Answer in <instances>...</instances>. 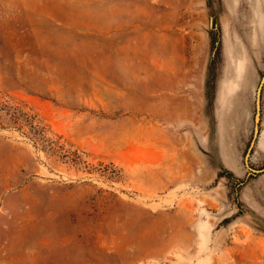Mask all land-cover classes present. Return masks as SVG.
Returning <instances> with one entry per match:
<instances>
[{"label":"rangeland","instance_id":"374dc122","mask_svg":"<svg viewBox=\"0 0 264 264\" xmlns=\"http://www.w3.org/2000/svg\"><path fill=\"white\" fill-rule=\"evenodd\" d=\"M263 77L264 0H0V264H264Z\"/></svg>","mask_w":264,"mask_h":264},{"label":"water","instance_id":"95a60500","mask_svg":"<svg viewBox=\"0 0 264 264\" xmlns=\"http://www.w3.org/2000/svg\"><path fill=\"white\" fill-rule=\"evenodd\" d=\"M211 24H212V22H211ZM263 84H264V77H263V80L261 82V86H260V89H259V92H258V96H257V102H256V122H255V127H254V138H253V141H252V143L250 145L249 152L253 148L254 142L257 139V137L259 135V132H260L259 123H260V111H261V88H262ZM248 156H249V153H248L246 159L248 158ZM257 173H259V172H257Z\"/></svg>","mask_w":264,"mask_h":264},{"label":"crops","instance_id":"0c3cea01","mask_svg":"<svg viewBox=\"0 0 264 264\" xmlns=\"http://www.w3.org/2000/svg\"><path fill=\"white\" fill-rule=\"evenodd\" d=\"M259 136H260V139H261L260 147H261L262 150H264V147L262 146V143L264 142V130H261V131L259 132L258 137H259ZM258 137H257V139H258Z\"/></svg>","mask_w":264,"mask_h":264}]
</instances>
